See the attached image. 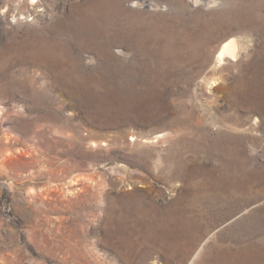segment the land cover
I'll return each mask as SVG.
<instances>
[{"label":"rangeland","instance_id":"rangeland-1","mask_svg":"<svg viewBox=\"0 0 264 264\" xmlns=\"http://www.w3.org/2000/svg\"><path fill=\"white\" fill-rule=\"evenodd\" d=\"M0 264H264V0H0Z\"/></svg>","mask_w":264,"mask_h":264},{"label":"bare ground","instance_id":"bare-ground-1","mask_svg":"<svg viewBox=\"0 0 264 264\" xmlns=\"http://www.w3.org/2000/svg\"><path fill=\"white\" fill-rule=\"evenodd\" d=\"M29 2L34 5L36 0H29ZM242 46L243 42L236 39H232L225 43L216 56L217 64H223L226 58H231L232 60L241 58L243 51Z\"/></svg>","mask_w":264,"mask_h":264}]
</instances>
